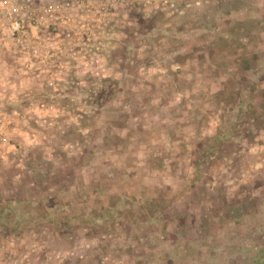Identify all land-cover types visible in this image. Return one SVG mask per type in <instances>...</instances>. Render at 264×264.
Instances as JSON below:
<instances>
[{
  "label": "rangeland",
  "instance_id": "1",
  "mask_svg": "<svg viewBox=\"0 0 264 264\" xmlns=\"http://www.w3.org/2000/svg\"><path fill=\"white\" fill-rule=\"evenodd\" d=\"M141 1L0 52V264H264V0Z\"/></svg>",
  "mask_w": 264,
  "mask_h": 264
},
{
  "label": "built area",
  "instance_id": "2",
  "mask_svg": "<svg viewBox=\"0 0 264 264\" xmlns=\"http://www.w3.org/2000/svg\"><path fill=\"white\" fill-rule=\"evenodd\" d=\"M156 1L165 6L178 0ZM93 3L90 0H64L33 6L30 0H0V52L11 51L24 76L30 75L36 81L53 86L57 79L50 74V68L58 66L59 53L74 51L73 39L79 40L85 30L88 36L92 34L87 25L89 21L97 20L96 24L101 28L106 25V14L117 16L120 9L132 5L131 0ZM140 3L144 6L150 4L147 0ZM75 24H78V30L71 28ZM5 131L0 122V163L14 153V145Z\"/></svg>",
  "mask_w": 264,
  "mask_h": 264
},
{
  "label": "trees",
  "instance_id": "3",
  "mask_svg": "<svg viewBox=\"0 0 264 264\" xmlns=\"http://www.w3.org/2000/svg\"><path fill=\"white\" fill-rule=\"evenodd\" d=\"M225 86H226V88H227V87H229V84L227 83V84H225ZM228 90H231L230 93H233L232 88H231V89L228 88Z\"/></svg>",
  "mask_w": 264,
  "mask_h": 264
}]
</instances>
